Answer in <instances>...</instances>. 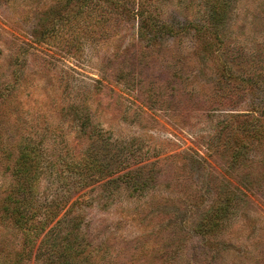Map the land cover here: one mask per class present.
Listing matches in <instances>:
<instances>
[{
  "label": "rangeland",
  "instance_id": "obj_1",
  "mask_svg": "<svg viewBox=\"0 0 264 264\" xmlns=\"http://www.w3.org/2000/svg\"><path fill=\"white\" fill-rule=\"evenodd\" d=\"M114 1L108 14L68 4L58 19L41 20L55 21L53 39L30 48L37 19L0 6V86L8 85L0 95V192L14 181L19 141L42 156L39 198L56 186L50 170L78 159L96 133L107 141L94 150L121 167L70 190L93 245L84 263L264 264V133L242 134L256 118L264 130V0H232L222 40L196 32L206 16L201 0ZM131 4L152 17L141 38ZM241 143L251 162L233 171L229 152ZM129 168L152 180L135 189L123 178L105 183ZM244 169L251 176L236 181ZM258 177L263 184L252 188ZM228 191L234 199L222 227L200 236L207 208ZM2 226L0 258L10 250Z\"/></svg>",
  "mask_w": 264,
  "mask_h": 264
},
{
  "label": "trees",
  "instance_id": "obj_2",
  "mask_svg": "<svg viewBox=\"0 0 264 264\" xmlns=\"http://www.w3.org/2000/svg\"><path fill=\"white\" fill-rule=\"evenodd\" d=\"M109 1L0 0V6L12 5L13 7H20L17 13L19 17H23L28 9L32 12V18L37 19V21L34 20L32 26L33 39H30V42L33 44L29 45L30 48L35 47L33 46L35 43V45L38 44V38H43V42H49L54 37L55 21L46 27L41 20L43 21L47 18L50 20L58 19L60 13H63L67 9L68 4L78 5L76 8L77 13L101 6L104 8L105 13L108 14L109 11L112 12V10L117 9V7L115 9L109 8ZM95 2H105V6L96 5ZM114 2L121 3L122 6H130L125 0ZM200 2L203 3L202 7L206 16L203 21L194 24L196 32L199 35L212 36L222 40L221 36L223 33L221 30L226 26L232 0H201ZM138 7L134 8L131 4L129 14L133 13V16H136L138 20L141 15L140 23L138 22V35L141 38L144 31L143 26L151 25L149 18L152 17L148 15L146 9L141 12ZM143 12L146 14L145 16L142 15ZM41 14L42 18L39 19V15ZM3 32L6 31L3 30ZM151 39L148 38V40ZM0 43L3 46H7L4 40L2 42L0 41ZM18 54L17 56H19ZM21 56L23 55L21 54ZM223 63L229 69L227 63ZM7 88V84L0 86L1 97L5 98L4 92L7 91ZM232 116H235V114ZM227 120L225 123L223 122L224 124L220 129H225L231 123V121L229 122ZM256 120L258 121L254 125L252 123L250 125L247 122L244 127L245 129H242L243 133H241L244 136H250L259 140L264 130L261 128L263 125L261 120L259 118H256ZM229 131L230 129L226 130L225 133ZM214 134H217V129ZM219 136L220 134L217 135V137ZM230 136L231 132L227 133V137ZM91 138V140H88L86 148L81 152L78 159H74V161L71 159L65 167L61 163L62 167L58 166V168L50 170L53 174V179L56 181V186L51 190L49 195L42 194L40 197L38 196L39 198H36L34 195H36L35 191L38 186L36 177L41 172L38 174L35 172L43 168L41 166L42 156L34 148L22 143V140L16 143V157L13 160V167L11 169V176L14 177V181L7 184L3 192H0L2 194L0 195V224L8 230L7 232L10 236V250L7 251L6 256L0 258V264H28L31 260L35 261V264H91L82 261L81 255H84L93 245L88 236L84 237L85 233L83 234L80 229V215L78 213H72L76 201H71L70 190L74 187L76 189L92 185L103 179L107 174L109 175L119 171L121 167H117L116 161H108L106 158L101 157L98 151L94 150V144L107 141V137L105 138L99 134L92 133ZM243 143H246L245 139ZM243 143L238 144L234 147V150L229 152L232 158V164L230 165L231 167L233 166V171H236V168L239 166L249 167L247 159L248 161L250 159L247 153H245L247 145ZM97 148L100 150L98 145ZM11 151L8 153V156H10ZM104 151L107 150L103 147ZM222 151L224 154L226 153V150ZM121 163L122 160L119 162V165ZM39 167L40 169H38ZM95 172H103V174L99 175ZM48 173L50 174V172ZM247 174L250 175L244 169L234 179L236 181L243 180ZM67 175L71 179H75V184L71 189H64L63 187L65 184L64 179L68 178ZM119 178L130 182L131 187L134 189L141 188L143 185L148 184L149 180H152V177L144 179L138 168H129L122 174H118L114 178L105 181V183L117 181ZM35 179L36 184H34ZM261 179V177L256 178L255 185L251 184V187L254 186L256 188V185L263 184ZM58 181L60 182L58 183ZM243 185L246 190L251 191L247 183ZM222 196L221 198L214 199L210 207L207 208L202 222L197 226L196 229L200 233V236L204 237L207 234L218 231L222 227L227 212L230 210L229 207L232 205L234 199L231 191L223 192ZM17 243L19 244L18 249H16ZM211 254V250H207L204 258ZM83 259L85 260L86 258L83 256Z\"/></svg>",
  "mask_w": 264,
  "mask_h": 264
}]
</instances>
